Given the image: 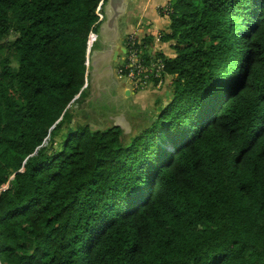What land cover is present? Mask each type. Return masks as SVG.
I'll list each match as a JSON object with an SVG mask.
<instances>
[{
	"label": "trees",
	"instance_id": "1",
	"mask_svg": "<svg viewBox=\"0 0 264 264\" xmlns=\"http://www.w3.org/2000/svg\"><path fill=\"white\" fill-rule=\"evenodd\" d=\"M106 1L0 0V264H264V0L169 1L131 140L81 110Z\"/></svg>",
	"mask_w": 264,
	"mask_h": 264
},
{
	"label": "rangeland",
	"instance_id": "2",
	"mask_svg": "<svg viewBox=\"0 0 264 264\" xmlns=\"http://www.w3.org/2000/svg\"><path fill=\"white\" fill-rule=\"evenodd\" d=\"M120 21L124 38L125 34H132L134 32H136L139 39H143L147 36V33L128 31L130 27H128L126 24V16ZM136 21L138 22L139 19L136 18ZM166 21V19H163L164 24ZM142 24L145 23L142 22ZM151 31L154 32L155 27H152ZM160 32L161 31H157L156 33ZM124 38L120 41L121 45L125 44ZM95 41V49L102 48L103 44H101L99 41V37L98 39H95ZM153 42L157 44L155 41ZM158 46L159 45H157L156 49L159 50L160 48V50L167 51L163 46ZM93 49L94 47H92V50ZM120 59L119 61H121ZM118 62L114 63L115 67L117 66ZM116 80V86L112 84H106L104 83L105 81L102 82L103 84L101 83L102 86L100 88H92L90 86L88 96L85 99H80L82 103L81 110L87 114L91 113L93 121L97 120V122H101V124H104L105 126L113 125L115 118H118V120H120L121 117L127 118L131 123V131H126L124 133L127 134V138L131 140V138L134 137L137 132H140V129L143 127L147 128L157 121L155 118L158 112L168 103L167 97L165 96L169 91V86L166 85L167 83H165V88L163 84L156 85L154 80H151L150 84H148V86L144 89H135L134 86L130 84L127 77L118 78L116 75ZM167 82H170V79H168ZM128 88L132 91V94L130 95L126 93V89ZM82 115L85 117L83 113ZM151 116H154V121H151ZM140 126H142V128H139Z\"/></svg>",
	"mask_w": 264,
	"mask_h": 264
},
{
	"label": "water",
	"instance_id": "3",
	"mask_svg": "<svg viewBox=\"0 0 264 264\" xmlns=\"http://www.w3.org/2000/svg\"><path fill=\"white\" fill-rule=\"evenodd\" d=\"M129 0H107L104 4V17L98 33H91L87 51V77L84 88L90 85L92 88H100L102 82L117 85L116 75L113 68V61H117L120 52L126 53V48L121 46L120 41L124 38L121 27V19L128 12ZM101 42L102 48L92 50L95 39ZM102 83V84H101ZM128 95L131 90L126 89ZM80 94L77 95L78 98ZM115 125L120 126L124 132L131 131L130 123L125 117L120 120L115 118ZM101 126V125H100ZM99 126V127H100ZM92 129L96 126L92 125Z\"/></svg>",
	"mask_w": 264,
	"mask_h": 264
},
{
	"label": "built area",
	"instance_id": "4",
	"mask_svg": "<svg viewBox=\"0 0 264 264\" xmlns=\"http://www.w3.org/2000/svg\"><path fill=\"white\" fill-rule=\"evenodd\" d=\"M164 9H169V3L161 6V11ZM99 14L102 19L104 15L101 13ZM160 38L161 34L157 33L155 39L159 41ZM124 42L126 53H123V56L120 59L121 61L117 64L116 75L118 78L127 77L130 84H132L135 89H144L150 84L151 80H154L155 77L159 76V69L164 67L163 62L160 59H154L155 53L153 50L149 51L150 58L148 60L146 59L144 49L137 45L139 38L136 32L132 34L127 33ZM139 43L142 45L143 42Z\"/></svg>",
	"mask_w": 264,
	"mask_h": 264
},
{
	"label": "crops",
	"instance_id": "5",
	"mask_svg": "<svg viewBox=\"0 0 264 264\" xmlns=\"http://www.w3.org/2000/svg\"><path fill=\"white\" fill-rule=\"evenodd\" d=\"M169 1L171 0H129L128 12L125 15L126 24L131 28L128 31H138V33H147L149 35H153L157 31H162L161 29L164 26L161 6L169 3ZM136 18L139 19L138 22ZM142 22L145 24H142ZM152 27H155L154 32L151 31ZM156 34L154 37H156ZM126 120L130 123L127 118Z\"/></svg>",
	"mask_w": 264,
	"mask_h": 264
},
{
	"label": "flooded vegetation",
	"instance_id": "6",
	"mask_svg": "<svg viewBox=\"0 0 264 264\" xmlns=\"http://www.w3.org/2000/svg\"><path fill=\"white\" fill-rule=\"evenodd\" d=\"M120 44H121V42H120ZM121 46H124V45H121ZM122 56H123V53L120 52L119 57H118V60H117V61H113V68H114L115 75H116V67H117V66L115 67L114 63H115V62H118L119 59H120Z\"/></svg>",
	"mask_w": 264,
	"mask_h": 264
}]
</instances>
